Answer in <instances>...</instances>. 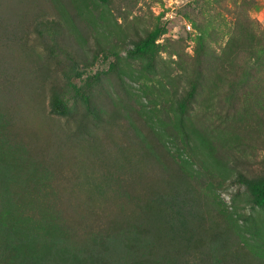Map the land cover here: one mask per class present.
Masks as SVG:
<instances>
[{
  "label": "rangeland",
  "instance_id": "obj_1",
  "mask_svg": "<svg viewBox=\"0 0 264 264\" xmlns=\"http://www.w3.org/2000/svg\"><path fill=\"white\" fill-rule=\"evenodd\" d=\"M17 2L11 4L16 17L3 22L11 27L12 45L5 48L6 39L0 38V103L12 118L10 124L4 121L0 142L19 153L17 148L26 149L27 157L42 164V179L52 185L48 190L65 188L66 201L80 213L90 205L86 194L93 192L102 225L117 202L103 200L99 191L126 185L110 186L118 182L114 176L131 182L132 171L140 174L120 164L142 158L139 126L148 119L176 160L191 164L203 210L208 203L222 225L233 219L236 239L248 242L245 250L264 239L263 232H253L262 227L264 211L253 208L245 187L235 182L239 172L264 174V121L246 120L257 112L264 117V58L238 66V73L221 64L238 33L264 44V0H74L69 8L65 0L59 7L52 0ZM51 19H59L65 38L54 49L41 44L35 30L39 20ZM156 29L162 31L160 48L150 67L131 50ZM245 71L247 85L231 94L232 82ZM76 86L94 94L102 110L97 122H82L85 106ZM192 87L195 97L183 126L177 106ZM54 88L79 104L73 116L50 112ZM15 105H22L17 114ZM81 133L86 141L73 137L62 143L59 137ZM152 167L148 160V172L162 176Z\"/></svg>",
  "mask_w": 264,
  "mask_h": 264
},
{
  "label": "trees",
  "instance_id": "obj_2",
  "mask_svg": "<svg viewBox=\"0 0 264 264\" xmlns=\"http://www.w3.org/2000/svg\"><path fill=\"white\" fill-rule=\"evenodd\" d=\"M17 1L0 0V38L6 39L5 48L12 45L11 27L3 22L16 17L11 12V4H18ZM52 1L59 7V0ZM73 3L74 0L64 2L67 7L74 6ZM61 26L59 19L39 20L35 30L41 44L50 49L61 47L65 40ZM161 35L160 29L148 33L131 52L145 58L147 65L153 67L154 52L160 48L157 40ZM227 47V58L221 61L224 70L235 71L238 66H248L250 60L264 58V44L259 46L239 33L231 37ZM48 55L54 59V53ZM115 68L118 69L113 64L112 70ZM246 73L239 81L232 82L231 94L236 88L247 85L249 73ZM76 91L85 106L82 122L91 118L97 122L102 110L95 102L94 94L79 86ZM194 97L195 87H192L178 103L177 111L183 126V117L189 113V103ZM1 103L0 132L2 127L4 129V121L9 124L12 121ZM21 106L12 107L16 114ZM78 108V103L69 102L64 89L54 88L50 100L52 114L71 117ZM246 120L261 123L264 117L257 112L256 117ZM139 129L143 135L140 134L143 141L140 145L144 154H139L142 158L126 159L120 166L136 169L140 174L135 175L132 171L131 182L114 176L112 179L118 182L110 186L126 185L99 191L103 200L111 197L117 202V209L106 215L102 225L97 224L93 192L86 194L90 205L80 213L76 205L66 201L65 188L48 190L52 185L42 179L41 175L45 176L40 170L42 164L27 157L26 149L17 148L21 154L13 150L11 144L0 142V264H264V239L245 250L248 242L241 244L240 237L236 239L235 234L240 236V233L233 219L222 225L216 221V214L208 203L203 210L201 195L190 178L192 170L188 160L180 157L181 162L176 160V155L163 140V134L148 119ZM59 137L62 143L73 137L87 139L83 133ZM148 160L152 169L161 172L162 176L151 175L152 170L148 172ZM135 163L140 165L134 167ZM142 181H145L144 185ZM235 182L245 187L251 206L264 211V174L239 172ZM71 195L74 196L73 191ZM253 232L264 233V222Z\"/></svg>",
  "mask_w": 264,
  "mask_h": 264
}]
</instances>
